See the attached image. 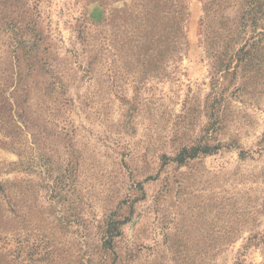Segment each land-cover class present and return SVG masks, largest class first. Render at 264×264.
<instances>
[{"label":"rangeland","instance_id":"374dc122","mask_svg":"<svg viewBox=\"0 0 264 264\" xmlns=\"http://www.w3.org/2000/svg\"><path fill=\"white\" fill-rule=\"evenodd\" d=\"M246 19L264 0H0V264H264Z\"/></svg>","mask_w":264,"mask_h":264},{"label":"trees","instance_id":"16d2710c","mask_svg":"<svg viewBox=\"0 0 264 264\" xmlns=\"http://www.w3.org/2000/svg\"><path fill=\"white\" fill-rule=\"evenodd\" d=\"M168 14H172L171 10L167 11ZM255 12H253L252 10H249V12H247L245 15L248 17L249 15H253ZM167 16V15H166ZM182 16L177 14L176 16V20L173 21L169 18L168 19V24L166 26L160 25V26H150L149 27V34H150V41L151 43H155L154 48L153 49H158L161 48V52H165L169 49V46H171L174 42L175 39H177L178 34L179 36H181V28L178 25V22L181 20ZM249 20L246 19V21L241 22L239 24V31L235 34V38L237 37H241L242 35H245L246 32H250V33H256L257 28L254 26H248L247 22ZM254 21V20H251ZM262 27V31L261 32H257L256 34H250V36L248 37V39L246 40V43L253 40V42H257L255 40H263L264 38V25L260 26ZM251 29V30H249ZM252 43V44H254ZM153 45V44H152ZM244 49V48H243ZM156 51V50H155ZM36 64L39 67H48V63L46 62V60L44 59H39L38 62L35 60V63L31 62V65L29 66L30 70H36L37 68L35 67ZM34 65V66H33ZM221 65L216 66V70L217 72L219 71V69H221ZM25 94H23L24 96ZM203 154L207 153V150H202ZM186 151H183L180 156L179 159L176 160L179 164L183 163L186 159H191L196 157L197 154H191V155H187ZM0 194H4V188L3 185H1L0 183ZM113 238L112 235H110L109 240L111 241Z\"/></svg>","mask_w":264,"mask_h":264}]
</instances>
